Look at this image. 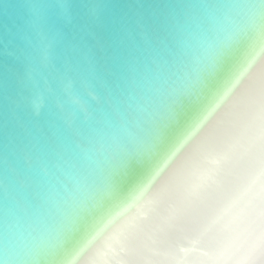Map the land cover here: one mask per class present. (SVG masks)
Returning <instances> with one entry per match:
<instances>
[{"label": "water", "instance_id": "95a60500", "mask_svg": "<svg viewBox=\"0 0 264 264\" xmlns=\"http://www.w3.org/2000/svg\"><path fill=\"white\" fill-rule=\"evenodd\" d=\"M0 264H264V0H0Z\"/></svg>", "mask_w": 264, "mask_h": 264}]
</instances>
